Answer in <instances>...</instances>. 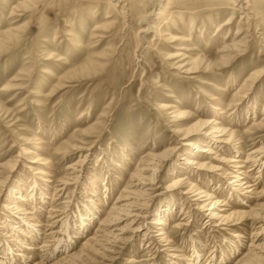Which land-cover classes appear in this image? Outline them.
Instances as JSON below:
<instances>
[{
    "label": "rangeland",
    "instance_id": "rangeland-1",
    "mask_svg": "<svg viewBox=\"0 0 264 264\" xmlns=\"http://www.w3.org/2000/svg\"><path fill=\"white\" fill-rule=\"evenodd\" d=\"M21 1L0 0V31L15 27L19 34L0 54V256L6 244L14 246L18 240L11 225L21 223L22 230L37 225L36 243L46 241L23 264H57L80 252L96 233L105 239V232L130 239L111 241L109 251L98 245L96 255L85 251L79 260L69 261L188 264L195 256L194 244L206 264H233L242 258L262 223L248 219L242 231L237 216L213 226L210 215L216 198L230 204L221 206L227 211L245 210L235 204L240 199L233 190L229 193L236 169L207 167L196 175L195 164L187 166L186 161L243 155L244 169L256 184L244 202L250 200L253 207L264 203V152L256 162L247 160L251 149H264V129L255 124L264 116V75L248 80L250 71L264 63V26L254 27L242 8L264 11V0H33L18 8ZM143 8L146 20L141 19ZM259 18L264 23V13ZM235 37L243 51L221 66L226 52L220 50ZM183 57V63L212 64L207 72L191 75L177 65ZM16 77L20 88L1 90ZM162 101L177 107L159 109ZM174 110L185 112L180 125ZM206 118L235 132L233 147H219L212 156L197 150L213 145L200 139L210 131L196 125ZM185 132L198 147L182 144ZM165 151L159 170H145L152 168L153 154ZM184 174V184L175 188L173 181ZM143 186L138 203L147 199V215L137 218L136 232L127 233L133 218L122 211L119 219L100 224L120 204V195L130 193L125 188L140 192ZM191 187L214 199L192 200L185 194ZM88 209L96 215L89 230L65 250L62 242L72 240L68 227L75 228ZM155 217L166 224L152 225ZM238 232L244 236L239 251ZM13 249L14 255L17 246Z\"/></svg>",
    "mask_w": 264,
    "mask_h": 264
},
{
    "label": "bare ground",
    "instance_id": "bare-ground-1",
    "mask_svg": "<svg viewBox=\"0 0 264 264\" xmlns=\"http://www.w3.org/2000/svg\"><path fill=\"white\" fill-rule=\"evenodd\" d=\"M32 1L33 0L21 1L17 7L18 8L19 7H27ZM242 2L246 3V1H242ZM149 3L150 4L153 3V0H149ZM143 7L145 8V5ZM144 8L141 11V13H144V15L141 18L142 20H146V12L144 11ZM242 8L247 10V14H245V17L253 19V21L255 22L254 27L257 28L258 26H264V23H262L261 19L259 18V16L264 13L263 10H257L256 9L254 11V10H251V8L247 7V6L242 7ZM228 19L229 18L226 19L227 21L225 24L229 23ZM150 27L155 28V26H153V25H150ZM238 29H240V27ZM17 31H18V28H15V27H11L5 31H0V54L3 52V50H6L9 47L10 43L15 42L19 38V34L17 33ZM141 31L142 32L146 31V28L141 29ZM154 33L157 34V31H154ZM236 36H238V35H236ZM238 37L233 38V40L231 42L230 41L225 42L224 45L222 46V49L220 51H222V52L225 51L226 53L222 54L221 56L226 57V59L222 60L221 66L224 64H227L229 61L231 62V60H233V58L237 55V53L239 51H243V49L241 48L242 46L240 45L242 43H240L239 40H237ZM180 55L183 56V54H178L177 56H180ZM180 60L181 61H179L177 65L179 67H185V72L191 73V75H195L199 72H201V73L207 72L208 71L207 69H209L211 67V64H212V62H210L208 60L205 62L203 60L202 61L192 60L191 62L187 61L185 63H183L185 61L184 57ZM261 62H264V61H261ZM263 75H264V63L261 65H257L255 68H253L250 71L248 80H250V82H255V81L259 80ZM20 79H21L20 77H16L15 79H13L14 81L12 80L13 83L4 84L1 90L3 91L6 89L20 88V84H21V83H19ZM176 107L177 106L171 105L167 101H162L161 104L158 105V108L162 109V110H168L170 108H176ZM217 108H219V107H217ZM172 113L175 114V119H177V125H180L182 122H180L178 118L183 117L185 115V112L180 111V110H174V111H172ZM255 124L257 125L256 129L257 128H263L264 129V116L261 119V121H259L258 123H255ZM196 125H197L198 130H203L205 132L210 131V132H208L209 134L212 133L211 135L208 136L207 135L208 133L206 132L205 133L206 136H203L200 139L204 138V140L206 142H210L213 145L210 147H205V148L201 149L200 147H198L199 145L195 144L196 142L191 144V140H192L193 136H190L189 133H187V132L184 133L185 136L183 137V139L185 141L182 144H184V145L189 144V145H192L193 147L196 146V147H198L197 150H202V151L206 152L207 154H209L210 156H212V154H217L219 147L226 149L227 145H232V147L234 146V144H232V142H233L234 137L236 135L235 132L232 131L231 128H228L227 126L221 125L220 120L215 119L214 121L213 120L209 121V118H206V120L199 119L196 122ZM179 130L180 129L173 131V132L175 133ZM213 138H216V140ZM217 140H218V143H217ZM241 141H243V140H241ZM224 145H226V147ZM216 149H218V150H216ZM167 151H165V153H163V154H157V153L153 154L152 155L153 157L151 158L152 162L148 163V165H151L153 169L151 168V169H145V170H150V171H152L153 174L155 173V171L159 170L158 167L162 166L163 161L167 157V155H166L168 153ZM263 152H264L263 148H253L248 152L247 160L248 161H255V160H257L256 158L258 156H260V154L262 155ZM240 154H241V151H240ZM242 154H243V152H242ZM242 156L243 155H238L237 158H235V157L233 158L231 156H224L221 158H219L218 156H214V157L212 156V157H210L212 159H210L209 162L196 161L193 159L192 160L188 159L186 161V165L188 166L189 164L194 163L195 164V166H194L195 171L194 172L196 173V175H197V173H198V175H200L199 174V173H201L200 171L207 169V167H210L212 169H218V170L222 169V168L223 169L226 168L230 172H231V170L236 169V171H234V173L236 172V174L234 176L235 178L232 182L230 181V183H229L230 190L229 189L228 190H229V193L233 190V192L235 193V195H234L235 198H237L238 200L240 199L239 202L238 203L236 202L235 204L242 205L245 210H243V208H242V209H238V210L233 209V210L227 211L226 208L221 207V206H225V205L230 206V204L227 203V201H225L224 199L222 200L221 198H216V197H215L216 199H214V196H212V194H210L209 192L201 191V190L196 191L194 189V187H191V189H189L185 194L190 193V195L194 196V198L192 199L194 201H203V200L208 201V200L214 199V204H213V206L210 207L211 219H213V221H214L212 223L213 226L226 225L235 216L238 217L236 225H237V227H240V229H242V231H245L243 229L245 226H247L249 224L250 219L251 220L252 219L257 220V221H253V222L251 221L253 224L262 223V224L257 225V226H259V230L255 233L254 232L252 233V235L255 234L254 237H255L256 241L253 242L254 240L250 239L249 240L250 243L248 242L249 244L246 248V249H248V252L242 258H239L238 261L236 260L237 262H234V263H236V264H264V231L262 230V226L264 227V203L259 204L258 207L257 206L253 207V206H251V204L248 203L250 200H246V202H244L245 199H247V197H248L245 194L253 193L254 192L253 186L256 184H254V185L252 184L253 182L251 180V177H249V175L246 171L247 169H244V168H246V165H245V163H242V162H245L244 160H241ZM236 161L239 162L240 164H233ZM136 175L141 176V174H139L138 171H137ZM185 175L186 174H184V176H181V177H179L173 181V185L175 186V188L180 187V186H182V184H184L183 182L187 179V176H185ZM2 178H4V176ZM150 180H155V177L154 178L152 177ZM2 181L0 180V184L2 183ZM139 181H140V179H139ZM64 182H66V181H64ZM141 183H143V182H140L139 184H141ZM65 184H68V183L66 182ZM144 184H148V183H144ZM144 186L141 187L142 191H140V192H137L136 190L128 191L125 188L124 190L126 192H130V193L125 194V195L124 194L120 195L119 200H118V203H120V204L117 205L116 207H114L115 211H112V213L109 215V218H107L105 220V222H102L100 224L108 225V224L112 223V219L113 220L119 219L120 218L118 216L120 214L119 212L122 211L128 217L133 218V220L128 222V224L126 226L127 233L128 232L129 233L136 232L139 228V226H135L137 220H139L137 218H144L147 215V211H146L147 210V208H146V206H147L146 200L147 199L144 201V203H138V201L141 200L142 196L144 195L143 194L145 192ZM0 189H1V187H0ZM233 192L231 194H233ZM263 192H264V190H263ZM131 194H133V195H131ZM242 195L246 196V198L245 197L241 198ZM251 198H254V197H251ZM5 206L7 207L6 204L4 205V207ZM166 210L167 211L170 210V207L167 208ZM161 212L163 213L164 211L161 210ZM161 212L159 214H161ZM26 213H28V212H26ZM95 216H96L95 212H93L92 209H88V211H86L84 213L83 212L80 213V217H78V219L75 221V225H76L75 228H73L74 226L68 227L69 233H70V235H68V239L72 238V240H74V241L68 240L67 243L63 241L62 243H64L65 250L71 249L76 243L75 240H78L80 235L84 234L83 233L84 231L87 232L89 230V227L91 226L92 220L94 219ZM248 219H249V221H248ZM151 223H152V225H165L166 224L164 218H158V217L153 218ZM20 224L13 223L11 225L12 226L11 230L14 231L15 236L18 239L16 241L17 244L16 243H15L16 245L14 244V246H17L16 250L18 252L14 253V255H13V252L15 250V249H13L14 246H11L12 244H9V243L6 244V247H4L2 249L3 255L0 256V264H23L21 262L24 259H27V258L31 259L34 257V255L36 256V254H34L35 252H33L35 249L40 250L42 247L46 246V244H45L46 241L43 244L36 243V241L39 238V234H40L39 232L41 231V228L40 229L37 228V225L31 226L32 225L31 224L27 227H24V229L22 230V227H21L22 224L21 225ZM64 224H65V221L62 222V226ZM158 230H161V232L158 233L159 236H163L165 234L163 228H160ZM100 231L105 232L106 228L100 229ZM17 232H19V233L22 232L25 238H20L21 234H18ZM71 233H73L74 235L71 236ZM107 234L108 233L105 232V236H106L105 239L104 238L101 239L100 237H98L99 233L98 234L96 233V235L92 239H90L89 241L86 240L87 242L83 245L80 252L75 253V254H71L69 257L65 258L64 261L58 262L57 264H74L73 261L70 262L69 260H71V259H78L79 260L82 257V255L85 254V251H86V255H87V252H92L93 254L96 255L100 251L98 248V245L102 246L103 248H104V246H106V248H104V250L109 251L111 249L110 248L111 246H108V245L111 244V241L124 243L126 240L130 239V236L125 235V234L122 236L117 235V234L113 235V236L111 235L113 239L111 238L110 235H109L110 236L109 237ZM234 235L237 238V240H236L237 243H235L236 250L239 251V250H241L240 246L243 245V240H244L243 237L244 236L240 232H238L237 234H234ZM103 236L104 235H102V237ZM152 238L154 239L153 236H152ZM35 239H36V241H35ZM29 240H33L34 243H32V241H29ZM79 241H81V240H79ZM229 244H230V242H229ZM195 246L196 245L194 244L195 252H192L193 254L195 253V256L188 264H206L205 260H203V257L200 256V252L197 251ZM225 254H226V252H225ZM38 256H40V255H38ZM226 261H223V262L220 261L219 263H215V260H213L209 264H227Z\"/></svg>",
    "mask_w": 264,
    "mask_h": 264
}]
</instances>
